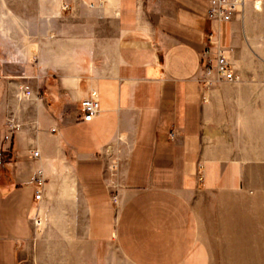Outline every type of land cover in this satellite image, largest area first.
I'll return each instance as SVG.
<instances>
[{
    "label": "crops",
    "instance_id": "obj_1",
    "mask_svg": "<svg viewBox=\"0 0 264 264\" xmlns=\"http://www.w3.org/2000/svg\"><path fill=\"white\" fill-rule=\"evenodd\" d=\"M257 1L262 10L264 0H247L231 21L216 22L207 0H105L85 11L86 33L46 31L29 52L6 59L3 51L0 264H15L36 188L45 191L43 178L69 154L89 236L117 242L132 264H204L221 217L247 223L246 201L263 195L239 192V154L264 150L239 137L261 128L264 100L260 81L244 74L260 66H233L239 80L218 84L206 71L217 46L231 50V62L246 55ZM92 89L101 112L83 123Z\"/></svg>",
    "mask_w": 264,
    "mask_h": 264
},
{
    "label": "rangeland",
    "instance_id": "obj_2",
    "mask_svg": "<svg viewBox=\"0 0 264 264\" xmlns=\"http://www.w3.org/2000/svg\"><path fill=\"white\" fill-rule=\"evenodd\" d=\"M102 1L105 0H0V44L4 38V47L0 45V65L3 51L6 59L19 51L29 52L33 44H44L46 31L86 33L90 26L85 11ZM257 3L261 2H256V8ZM259 14L250 21L252 38L246 55L234 58L232 64L235 68L238 64L260 66L259 73L244 76L260 81L264 100V7ZM240 76L235 73L234 81ZM261 109L264 111V104ZM259 124L261 128L255 129V135L252 127L244 128L245 136L239 137V141L245 148L252 149L255 145L264 150V120ZM5 127L10 128L7 122ZM239 155L246 160L244 184L239 192L262 194L257 203L261 208L251 200L246 201L248 206L241 214L247 223L238 227L230 222L226 224L227 216L221 217L222 225L213 226L214 239L209 242L213 247L207 250L209 256L204 264H264V152L245 151ZM66 156L54 163L51 176L43 178L44 197L32 207L26 235L16 241L15 264H132L117 242H96L89 236L84 202L78 195L71 169L73 158L70 154ZM65 185L72 189V195L63 194ZM235 228L238 230L233 231Z\"/></svg>",
    "mask_w": 264,
    "mask_h": 264
},
{
    "label": "built area",
    "instance_id": "obj_3",
    "mask_svg": "<svg viewBox=\"0 0 264 264\" xmlns=\"http://www.w3.org/2000/svg\"><path fill=\"white\" fill-rule=\"evenodd\" d=\"M208 9L207 16L210 20L216 22H228L231 21L234 16L242 12L247 0H207ZM211 43V41H210ZM209 49V48H208ZM209 51H206L208 53ZM231 50L217 46L215 66L207 70L208 75L214 74L218 81L233 82L235 80V73L233 64L230 60ZM25 94L29 97L32 94V90L29 87L25 88ZM101 112V102L99 94L96 90L92 89L89 96L81 102L80 122L90 123L96 119ZM34 159L40 157L38 150H35L32 154ZM38 175H42L38 172ZM42 179L38 178L37 183L42 184ZM44 197L43 186L36 188L35 200L40 202Z\"/></svg>",
    "mask_w": 264,
    "mask_h": 264
},
{
    "label": "bare ground",
    "instance_id": "obj_4",
    "mask_svg": "<svg viewBox=\"0 0 264 264\" xmlns=\"http://www.w3.org/2000/svg\"><path fill=\"white\" fill-rule=\"evenodd\" d=\"M257 4H258V5H257V8H258V9H261V7H260L261 4H260V3H257Z\"/></svg>",
    "mask_w": 264,
    "mask_h": 264
}]
</instances>
